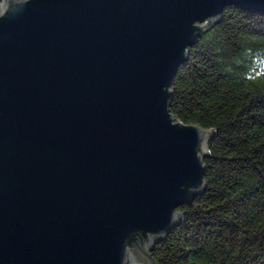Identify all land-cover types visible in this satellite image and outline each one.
Returning <instances> with one entry per match:
<instances>
[{
    "label": "water",
    "instance_id": "95a60500",
    "mask_svg": "<svg viewBox=\"0 0 264 264\" xmlns=\"http://www.w3.org/2000/svg\"><path fill=\"white\" fill-rule=\"evenodd\" d=\"M264 0H0V264H156L205 198L213 130L170 109L191 47Z\"/></svg>",
    "mask_w": 264,
    "mask_h": 264
},
{
    "label": "trees",
    "instance_id": "16d2710c",
    "mask_svg": "<svg viewBox=\"0 0 264 264\" xmlns=\"http://www.w3.org/2000/svg\"><path fill=\"white\" fill-rule=\"evenodd\" d=\"M170 112L211 129L205 198L156 245V264H264V15L226 7L189 49Z\"/></svg>",
    "mask_w": 264,
    "mask_h": 264
}]
</instances>
